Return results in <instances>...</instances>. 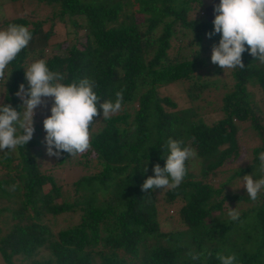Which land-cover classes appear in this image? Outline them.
Here are the masks:
<instances>
[{
	"label": "trees",
	"instance_id": "trees-1",
	"mask_svg": "<svg viewBox=\"0 0 264 264\" xmlns=\"http://www.w3.org/2000/svg\"><path fill=\"white\" fill-rule=\"evenodd\" d=\"M37 1L49 6L48 18L12 16L1 22L3 29L9 24L28 27L32 38L9 65L8 79L0 81V103L22 112L23 101L16 93L20 84L28 88L25 70L44 59L50 70L65 76L64 84L94 79L101 101H114L116 92L123 90V105L110 120L96 118L91 150L81 155L83 162L74 160L84 168L91 162L94 170L64 185L52 168L68 164L73 156L47 154L43 120L33 119V136L23 148L0 152L2 260L6 264H220L216 258L220 252L234 253L237 264H264V190L253 201L248 194L224 189L244 174L254 179L264 176L259 158L264 153V115L252 92L257 88L264 101V63L246 50L244 69H230L228 83L216 77L221 69L211 62V50L220 34L206 35L213 30L216 13L208 15L202 0ZM54 21L72 28L71 40L61 42L62 54L49 51ZM79 29L83 33L77 35ZM208 75L212 78H205ZM175 82H184L190 102L206 88L223 87L216 106L219 117L207 123L199 115L200 106L178 107L170 96L157 91ZM52 103L50 98L49 110ZM244 122L258 141L250 150L251 161L232 168L215 184L212 179L238 155L237 133ZM169 138L195 150L198 172L189 170L190 159L182 184L175 190L162 189L161 200L176 206L179 228L161 230L155 199L160 189L146 193L141 185L154 175L155 164L164 166ZM37 145L44 146L46 153L40 148L31 151ZM43 156L51 165L41 169ZM239 202L247 207L239 210L238 220H230L229 207ZM3 213L8 216L1 218ZM58 215H68L61 219L68 223L52 230ZM2 228H6L3 233ZM191 250L205 255L192 261L187 255Z\"/></svg>",
	"mask_w": 264,
	"mask_h": 264
},
{
	"label": "clouds",
	"instance_id": "clouds-1",
	"mask_svg": "<svg viewBox=\"0 0 264 264\" xmlns=\"http://www.w3.org/2000/svg\"><path fill=\"white\" fill-rule=\"evenodd\" d=\"M216 13L209 38L220 34L218 44L211 50V62L222 69H244L242 54L247 50L264 63V0H219L213 6ZM32 34L24 25L9 24L0 30V81L8 79L9 65L23 49ZM247 45V48H246ZM28 88L19 85L16 95L23 101V112L15 110L10 104L0 103V152L15 150L31 140L34 127V110L52 98L51 114L43 120L44 141L49 156L60 157L62 152L70 156L82 155L91 150V125L96 118L110 120L122 110L123 90L116 92L115 100L101 101L95 90L98 85L91 78H82L78 82L64 84L65 76L59 71H52L44 59L32 62L25 70ZM183 142L169 138L168 154L163 167L153 166V176L147 177L141 188L146 193L150 190L177 189L187 175L186 161L195 159L197 153ZM260 160L264 162V154ZM264 171V163L261 165ZM243 186L248 197L255 201L264 190V176L254 179L252 175L243 176ZM230 220H238L240 212L230 208L227 213ZM192 261H200L204 252L191 250L187 253ZM220 264H237L234 253H216Z\"/></svg>",
	"mask_w": 264,
	"mask_h": 264
},
{
	"label": "rangeland",
	"instance_id": "rangeland-1",
	"mask_svg": "<svg viewBox=\"0 0 264 264\" xmlns=\"http://www.w3.org/2000/svg\"><path fill=\"white\" fill-rule=\"evenodd\" d=\"M202 3L204 5V8L209 15L215 14L213 10V6L216 3H219V0H202ZM201 9H197L198 13L200 12ZM12 16H24L28 20H36V19H46L50 16V8L44 3L38 2L37 0H0V30H2L4 27H2V20L5 18H10ZM77 20H81L80 18H76ZM54 23V24H53ZM52 24V32L49 38V51L51 53H59L62 54V49H61V42L62 41H70L72 38V28L68 26L67 23L63 21H54ZM49 25L48 23H44L42 25V29H46L47 26ZM83 33L82 29L77 30V35ZM208 60V58H206ZM208 60L207 62H209ZM207 66L210 67V64H206ZM206 66V67H207ZM208 67V68H209ZM202 69H205V66L202 67ZM221 69V72L217 74L216 77H221L222 80H224L226 83L229 82L230 76H229V70L230 69ZM205 72V71H202ZM209 77L205 78H212V76L208 75ZM220 83V82H219ZM184 82H175V83H170L166 84L164 86H161L160 88L157 89L159 94L162 95H168L170 96L175 103L177 104L178 107H187V106H200L201 111L199 112V115L202 117V119L209 123L212 120H215L219 117L220 113L218 109L216 108L217 105L220 103V93L224 91L223 87L218 86V90H214L213 88H206L203 91L200 92L199 98L196 99L193 102H190L189 98L186 96L184 92ZM253 98L255 101L258 102L257 107L258 109L263 113L264 115V101H262L260 91L257 88H253ZM1 93H2V86L0 85V100H1ZM50 106V98H46V103L43 106H39L34 110V116L33 119L35 120L36 117L40 120H44V118L48 115H50V110L47 107ZM23 105H22V112H23ZM49 112V113H47ZM43 125V124H42ZM247 122H244L242 125H240V130L237 133V146H238V155L231 160V162L226 163L228 169L226 171H223L221 174H218L216 177L212 179V182L217 184L218 182H221L224 180L225 176H227L232 168L236 167H241L244 166L251 161V154L250 150L253 146H255L258 141L256 139V136L248 129L247 127ZM43 127V126H42ZM96 124H93L91 127V130L95 129ZM244 129H243V128ZM38 148L45 150V147L42 145H37L34 148H31V151H35ZM12 151L11 153H13ZM46 153V151H44ZM14 154V153H13ZM260 153L259 156H261ZM260 158V157H259ZM74 160H80L83 162L85 160V157L81 155H77L75 157H72L70 162L68 164H61L60 166L56 165L54 168H52V174L57 177L58 180H60V183L62 185L65 184V182H69L71 179L80 176L84 173L90 172L94 170V166H92L91 162H88L90 165L88 167L84 168L81 164H77ZM230 160V159H229ZM51 161L49 160V157L43 156L39 160L40 168L48 167L51 165ZM50 163V164H49ZM0 167V172L3 170ZM92 168V170L90 169ZM189 170L195 174L198 172V162L196 159H191V163L189 166ZM244 175H249V174H244ZM235 178L232 182H229L224 189L226 191H233V192H240L247 194L246 188L243 186V176ZM161 193L162 189L158 190L155 194V199H156V205H157V210H158V222L161 230H166V229H177L179 228L176 220L175 214V205H168L165 204L161 200ZM7 202V201H5ZM7 204V203H6ZM8 205H12L11 207L14 208L16 205L14 204V201L8 203ZM236 208L237 210L244 209L247 207L246 202H239L236 203L233 208ZM77 214L73 213L70 215L72 218V222H75L77 219ZM8 215L2 214L1 218H4ZM68 215H58L54 217V223L51 226L52 230H56L59 227L64 226V224H67L68 222L62 221V218H66ZM69 217V216H68ZM8 218V217H7ZM6 218V219H7ZM69 219V218H67ZM5 220V219H3ZM2 220V221H3ZM53 221V220H52ZM50 223V221H48ZM6 223H10V220L7 219ZM5 223V225H6ZM3 230L1 233L6 230V228H2ZM44 254V252H42ZM19 260H16L15 263H17ZM0 264H6L1 256H0Z\"/></svg>",
	"mask_w": 264,
	"mask_h": 264
}]
</instances>
